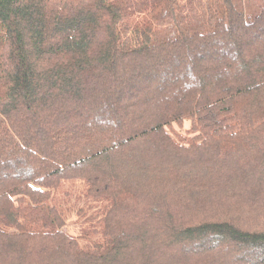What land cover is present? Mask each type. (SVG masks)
Masks as SVG:
<instances>
[{
    "label": "trees",
    "instance_id": "trees-1",
    "mask_svg": "<svg viewBox=\"0 0 264 264\" xmlns=\"http://www.w3.org/2000/svg\"><path fill=\"white\" fill-rule=\"evenodd\" d=\"M0 264H264V0H0Z\"/></svg>",
    "mask_w": 264,
    "mask_h": 264
},
{
    "label": "rangeland",
    "instance_id": "rangeland-1",
    "mask_svg": "<svg viewBox=\"0 0 264 264\" xmlns=\"http://www.w3.org/2000/svg\"><path fill=\"white\" fill-rule=\"evenodd\" d=\"M173 129H174V132H177L181 134L182 136H186V133H187L186 130L188 129V124L185 123L182 126H174ZM73 220L74 218L70 219V221H73Z\"/></svg>",
    "mask_w": 264,
    "mask_h": 264
}]
</instances>
